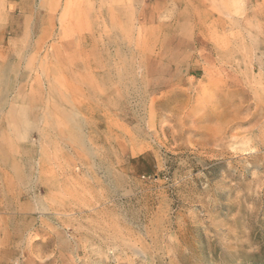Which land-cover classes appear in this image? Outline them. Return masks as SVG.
Masks as SVG:
<instances>
[{
	"label": "rangeland",
	"instance_id": "374dc122",
	"mask_svg": "<svg viewBox=\"0 0 264 264\" xmlns=\"http://www.w3.org/2000/svg\"><path fill=\"white\" fill-rule=\"evenodd\" d=\"M0 264H264V0H0Z\"/></svg>",
	"mask_w": 264,
	"mask_h": 264
}]
</instances>
